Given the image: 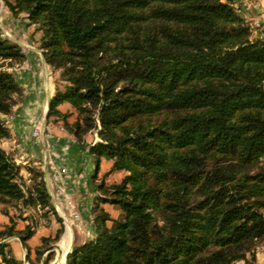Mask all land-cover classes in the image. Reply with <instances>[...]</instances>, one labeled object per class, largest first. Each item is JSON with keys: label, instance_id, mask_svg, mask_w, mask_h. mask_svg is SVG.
Instances as JSON below:
<instances>
[{"label": "trees", "instance_id": "trees-1", "mask_svg": "<svg viewBox=\"0 0 264 264\" xmlns=\"http://www.w3.org/2000/svg\"><path fill=\"white\" fill-rule=\"evenodd\" d=\"M3 1L40 34L58 73L47 122L81 144L96 131L89 153L98 168L110 161L96 184L94 238L74 244L64 264L254 259L264 243V40L250 39L231 1ZM24 58L0 29V138L9 136L2 116L22 94L11 68ZM115 171L125 173L108 183ZM26 172L0 147V211L9 218L0 264H22L2 241L13 235L31 263L35 224L16 228L26 209L55 212L42 170ZM62 231L42 238L37 261Z\"/></svg>", "mask_w": 264, "mask_h": 264}, {"label": "crops", "instance_id": "crops-1", "mask_svg": "<svg viewBox=\"0 0 264 264\" xmlns=\"http://www.w3.org/2000/svg\"><path fill=\"white\" fill-rule=\"evenodd\" d=\"M10 18L14 17L10 14ZM14 20L18 23L17 18ZM20 22L26 27H22L18 35H10L11 38L8 39L20 45L25 55L23 62L11 69L22 88V94L12 112L2 116L9 136L0 138V147L10 156L20 160L21 172L24 175H27L28 166H36L42 170L55 212L43 216V210L28 208L23 213L27 219H17V229H23L28 222L35 224V233L27 241L31 249V263L28 258L24 259L25 254L27 257V249L23 248L17 235L2 241L10 244L14 256L21 260L22 264H42L44 250L51 244L42 250L39 261L35 259V249L41 246L43 237H53L63 226L60 237L53 243L57 247L51 250L56 251L55 259L50 263L54 264L59 252L64 253L65 260L67 251L70 252L74 244L85 243L94 238L92 207L98 201L96 184L110 167V162L102 159L98 168L96 159L89 153V146L95 139L92 143L90 140L88 144L82 145L60 122H47L45 115L48 102H51L54 94L57 72L46 64L43 53L37 46L40 34L30 33V26L27 25L25 17L20 19ZM11 27L15 28V25ZM34 131L38 134H34ZM110 179L111 177L106 180ZM102 205L113 216L119 213L113 205ZM12 213L10 209V214ZM58 217L62 219V223ZM3 218L5 221L0 229L9 223L8 216L4 215ZM11 238H16L17 243L11 241ZM19 251L23 257L18 256ZM63 261L56 264H62ZM233 264H264V243L256 249L254 259H242Z\"/></svg>", "mask_w": 264, "mask_h": 264}, {"label": "rangeland", "instance_id": "rangeland-1", "mask_svg": "<svg viewBox=\"0 0 264 264\" xmlns=\"http://www.w3.org/2000/svg\"><path fill=\"white\" fill-rule=\"evenodd\" d=\"M224 1H227V0H224ZM229 1H231V5L235 9V12L240 17H242L243 20L246 22V24L250 27V31H251L250 32V39L251 40H256V39L264 40V0H229ZM246 4L247 5L249 4V5L247 6ZM8 13H10V12L7 10L6 6L3 4V0H0V29H1L2 35L4 37H6L7 39L11 38V36L12 37L15 36V34L18 35L21 32L22 27H26L24 23L20 22V19L25 17L24 15L17 17V20H18V23H17V21L14 20L15 17L11 19L10 14H8ZM11 25H15V28L11 27ZM14 29H16V30H14ZM29 29H30V33L33 34V26H30ZM94 139H95V141H97L99 139L96 131L89 132L85 136V142L82 145L88 144V141H90V140L92 143V141ZM13 160H14V157H13ZM16 164L20 165L21 163H16ZM108 169H106L105 172ZM124 173L125 172H123V171H115L114 173L112 172L106 177V179L110 178V177H111V179L109 181H107V180L106 181L108 183H111L113 181L121 180ZM2 207H3V205L0 203V209ZM11 210L13 211L12 208H11ZM3 216H4V214L0 211V227L3 225V223L5 221ZM71 234H72V232H71ZM11 241H13V242L15 241L17 243L18 240L16 238H13ZM71 242H72V240H71ZM52 244L53 243H51V245ZM260 246H258V247H260ZM24 252H26L25 249H24ZM55 253H56V251H52V259H51V261H49L48 264H50L54 261ZM18 256L23 257V254L21 253V251H19ZM66 259H67V256H66V258L62 264H64L66 262Z\"/></svg>", "mask_w": 264, "mask_h": 264}, {"label": "water", "instance_id": "water-1", "mask_svg": "<svg viewBox=\"0 0 264 264\" xmlns=\"http://www.w3.org/2000/svg\"><path fill=\"white\" fill-rule=\"evenodd\" d=\"M3 4L5 5L4 1H3ZM49 105H50V103L48 102V108H49ZM45 116H47V115H45ZM17 238L20 240L21 245H22L23 248H24L25 246H24V243H23V241L21 240V238H20L19 236H17ZM56 247H57L56 244H52V245H49V246L44 250V255L42 256V264H48L47 261H46V256H45V254H46L48 251L54 250ZM67 254H68V251H67V253H66V255H65V258H66V256H67ZM24 259H25V260L27 259L26 254H25V256H24Z\"/></svg>", "mask_w": 264, "mask_h": 264}, {"label": "bare ground", "instance_id": "bare-ground-1", "mask_svg": "<svg viewBox=\"0 0 264 264\" xmlns=\"http://www.w3.org/2000/svg\"><path fill=\"white\" fill-rule=\"evenodd\" d=\"M64 260V253H62V252H59L58 253V256H57V258H56V261L54 262V264H56V263H58V262H62ZM61 264V263H60Z\"/></svg>", "mask_w": 264, "mask_h": 264}, {"label": "built area", "instance_id": "built-area-1", "mask_svg": "<svg viewBox=\"0 0 264 264\" xmlns=\"http://www.w3.org/2000/svg\"><path fill=\"white\" fill-rule=\"evenodd\" d=\"M246 5H247V4H246ZM246 5H245V6H246ZM248 5H249V4H248ZM248 5H247V6H248ZM34 134L37 135V134H38L37 131H34ZM14 161H15V163H20V160H19L17 157H14Z\"/></svg>", "mask_w": 264, "mask_h": 264}]
</instances>
